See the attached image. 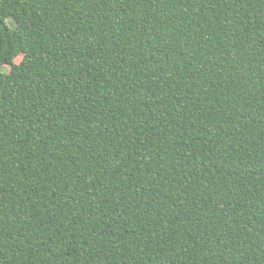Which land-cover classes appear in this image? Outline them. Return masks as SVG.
Returning <instances> with one entry per match:
<instances>
[{
	"label": "trees",
	"instance_id": "1",
	"mask_svg": "<svg viewBox=\"0 0 264 264\" xmlns=\"http://www.w3.org/2000/svg\"><path fill=\"white\" fill-rule=\"evenodd\" d=\"M0 47V264H264V0H0Z\"/></svg>",
	"mask_w": 264,
	"mask_h": 264
},
{
	"label": "rangeland",
	"instance_id": "2",
	"mask_svg": "<svg viewBox=\"0 0 264 264\" xmlns=\"http://www.w3.org/2000/svg\"><path fill=\"white\" fill-rule=\"evenodd\" d=\"M20 59H21V56H18V57L15 59V62H19V61H20ZM2 68H4V69H7V68H8V66H4V67H2Z\"/></svg>",
	"mask_w": 264,
	"mask_h": 264
},
{
	"label": "water",
	"instance_id": "3",
	"mask_svg": "<svg viewBox=\"0 0 264 264\" xmlns=\"http://www.w3.org/2000/svg\"><path fill=\"white\" fill-rule=\"evenodd\" d=\"M0 50H1V47H0Z\"/></svg>",
	"mask_w": 264,
	"mask_h": 264
}]
</instances>
